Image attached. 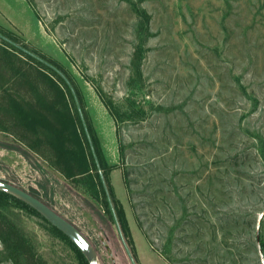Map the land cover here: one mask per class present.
<instances>
[{
	"label": "rangeland",
	"instance_id": "rangeland-1",
	"mask_svg": "<svg viewBox=\"0 0 264 264\" xmlns=\"http://www.w3.org/2000/svg\"><path fill=\"white\" fill-rule=\"evenodd\" d=\"M12 99L91 123L136 264H157L150 250L167 264H262L264 0H0V179L76 225L100 264H133L94 182L65 176ZM2 211L36 257L78 264L42 216ZM0 264H15L1 241Z\"/></svg>",
	"mask_w": 264,
	"mask_h": 264
},
{
	"label": "trees",
	"instance_id": "trees-1",
	"mask_svg": "<svg viewBox=\"0 0 264 264\" xmlns=\"http://www.w3.org/2000/svg\"><path fill=\"white\" fill-rule=\"evenodd\" d=\"M41 61L67 81V78L53 64L45 59ZM70 95L77 102V93L71 91ZM12 107L16 116L27 127L36 131L41 126L50 134L49 146L55 151L57 162L66 177L81 175L94 182L103 195L105 212L116 226L125 248L135 262L137 251L131 229L123 205L114 193L109 177L110 165L105 160L100 141L91 123L87 122L78 107L74 114L66 110H57L50 115L41 111L28 110L16 99H12ZM10 203L41 216L33 207L15 195L0 189V241L5 254L15 264H47L42 258L35 256L28 239L2 211V207ZM51 230L69 243L76 253L78 264H89L83 252L62 231L52 224ZM259 244L264 252V241L261 238H259Z\"/></svg>",
	"mask_w": 264,
	"mask_h": 264
},
{
	"label": "water",
	"instance_id": "water-1",
	"mask_svg": "<svg viewBox=\"0 0 264 264\" xmlns=\"http://www.w3.org/2000/svg\"><path fill=\"white\" fill-rule=\"evenodd\" d=\"M0 189L15 195L33 207L42 217L62 231L83 252L89 264H100L98 253L89 238L76 225L60 215L44 201L25 189L2 179H0ZM263 215L264 211L259 216V220H261ZM133 264L136 263L133 262ZM262 264H264L263 255Z\"/></svg>",
	"mask_w": 264,
	"mask_h": 264
},
{
	"label": "crops",
	"instance_id": "crops-1",
	"mask_svg": "<svg viewBox=\"0 0 264 264\" xmlns=\"http://www.w3.org/2000/svg\"><path fill=\"white\" fill-rule=\"evenodd\" d=\"M152 252V256H149L150 258H153L157 264H167V261L159 254H157L155 251L150 250Z\"/></svg>",
	"mask_w": 264,
	"mask_h": 264
}]
</instances>
